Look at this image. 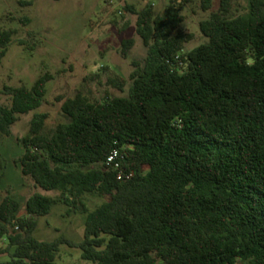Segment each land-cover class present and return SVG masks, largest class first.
Listing matches in <instances>:
<instances>
[{"label":"trees","instance_id":"1","mask_svg":"<svg viewBox=\"0 0 264 264\" xmlns=\"http://www.w3.org/2000/svg\"><path fill=\"white\" fill-rule=\"evenodd\" d=\"M193 1L170 0L160 14L125 7L146 48L126 97L92 103L77 94L50 134L49 115H33L20 141L21 173L59 195L33 194L24 217L3 198L0 255L9 261L0 264H56L62 245L92 264H264V0H249L236 16L221 0L199 22L207 41L184 52L192 35L180 28L182 10ZM198 1L212 9V0ZM12 40L13 31L0 30V65ZM133 46L122 39L121 55ZM50 80L45 73L30 88L0 89L10 99L0 106L1 134L41 107ZM88 194L109 200L89 212ZM57 203L86 214L80 242L33 236Z\"/></svg>","mask_w":264,"mask_h":264},{"label":"rangeland","instance_id":"2","mask_svg":"<svg viewBox=\"0 0 264 264\" xmlns=\"http://www.w3.org/2000/svg\"><path fill=\"white\" fill-rule=\"evenodd\" d=\"M170 0H0V30L13 31V40L0 65V89L4 86L30 88L42 74L49 73L47 92L39 109L19 115L9 134L0 133V202L11 196L20 205L18 216H26V201L39 193L58 198L34 185L21 173L19 158L23 153L21 139L27 135L35 113L49 115L44 134H50L57 123L65 122L61 106L77 94L92 103L126 97L131 84L133 62L143 64L146 48L136 34V16L125 10L151 6L162 13ZM221 0H212V9L204 12L198 0L183 7L185 17L181 30L192 35L184 52L204 44L207 39L199 30V22L219 8ZM31 2V4H23ZM249 0H231L232 15L247 11ZM133 38L134 46L127 58L121 55V41ZM9 97L0 94V106H8ZM108 196L88 194L83 203L91 212ZM86 214L69 212L60 203L53 205L49 215L37 218L33 236L51 242L64 237L80 242L84 237ZM6 240L0 242L5 247ZM81 250L60 247L56 264H92L81 258ZM9 261L0 255V262Z\"/></svg>","mask_w":264,"mask_h":264},{"label":"clouds","instance_id":"3","mask_svg":"<svg viewBox=\"0 0 264 264\" xmlns=\"http://www.w3.org/2000/svg\"><path fill=\"white\" fill-rule=\"evenodd\" d=\"M245 63H246L248 66L251 67V66L255 63V61H254V59H253L251 56H249V57L246 59Z\"/></svg>","mask_w":264,"mask_h":264},{"label":"built area","instance_id":"4","mask_svg":"<svg viewBox=\"0 0 264 264\" xmlns=\"http://www.w3.org/2000/svg\"><path fill=\"white\" fill-rule=\"evenodd\" d=\"M115 156H116V153H114L112 156H110V157L108 158L107 163H111V162L114 160Z\"/></svg>","mask_w":264,"mask_h":264}]
</instances>
